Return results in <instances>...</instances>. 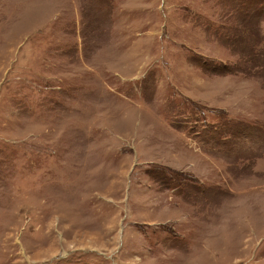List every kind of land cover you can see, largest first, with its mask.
Masks as SVG:
<instances>
[{"label": "rangeland", "instance_id": "rangeland-1", "mask_svg": "<svg viewBox=\"0 0 264 264\" xmlns=\"http://www.w3.org/2000/svg\"><path fill=\"white\" fill-rule=\"evenodd\" d=\"M0 264H264V0H0Z\"/></svg>", "mask_w": 264, "mask_h": 264}]
</instances>
